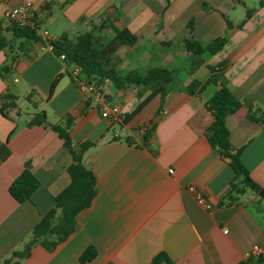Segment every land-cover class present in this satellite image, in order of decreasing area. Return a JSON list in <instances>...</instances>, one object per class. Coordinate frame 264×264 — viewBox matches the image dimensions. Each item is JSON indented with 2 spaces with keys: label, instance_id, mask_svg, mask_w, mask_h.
Here are the masks:
<instances>
[{
  "label": "crops",
  "instance_id": "0c3cea01",
  "mask_svg": "<svg viewBox=\"0 0 264 264\" xmlns=\"http://www.w3.org/2000/svg\"><path fill=\"white\" fill-rule=\"evenodd\" d=\"M23 3L32 5L40 30L55 39L66 35L74 40L94 29L96 44L105 46L128 29L137 42L117 51L119 74L144 75L148 69L161 68L171 71L173 80L164 97L154 96L138 110L151 94L149 88L131 85L119 90L104 80L98 85L101 99H83L72 77L76 66L45 49L44 42L33 43L18 56L10 83L0 76V148L8 152L4 159L0 156V264L21 249L70 182L67 168L72 157L63 140L49 128L27 126L38 111H45L52 124L69 116L76 147L84 141L93 143L84 163L94 173L97 194L77 215L73 234L52 251L33 247L20 264H81L88 248L96 255L83 264H150L160 252L173 264H237L249 258L253 246L264 245V199L249 191L236 201L227 198L234 172L205 137L213 122L206 102L218 90L217 84L207 83L209 67L223 66L220 76L241 103L225 120L231 145L240 150L252 180L264 186V126L249 118V107L264 111V4L9 0L8 6ZM5 8L0 5L1 23H7ZM220 37L226 41L215 54L196 56L184 47V40L191 38L206 46ZM6 60L0 50V68ZM57 75L62 78L46 101ZM78 78L87 81L82 73ZM7 90L32 106L28 118L17 117L18 105L8 116L2 114L1 97ZM114 107L117 120L102 117L104 108ZM27 164L40 185L28 201L19 203L9 187ZM191 185L210 201L211 210L197 204L188 191Z\"/></svg>",
  "mask_w": 264,
  "mask_h": 264
},
{
  "label": "trees",
  "instance_id": "16d2710c",
  "mask_svg": "<svg viewBox=\"0 0 264 264\" xmlns=\"http://www.w3.org/2000/svg\"><path fill=\"white\" fill-rule=\"evenodd\" d=\"M260 4L263 5L264 0H260ZM249 14L250 12L247 11V16ZM33 23V26L19 27L11 23L0 22V50H3L7 57L5 64L0 68V76L7 84L10 83L11 73L18 56L27 53L33 43L43 42L39 35L40 24L36 17H34ZM97 29L101 28L97 27ZM189 29L190 31L193 30L192 21L189 23ZM94 32V29L85 32L78 35L74 40L69 39L66 35L60 36L52 42L53 53L57 56L63 54L67 64H74L78 67L80 73L86 76L87 81L96 86L104 80H109L119 90L131 85L149 88L151 94L139 106L138 110L154 96L164 97L166 95L173 80L172 72L167 69H148L144 75L138 71H130L121 75L117 71L115 55L122 46H133L137 42V37L134 34L128 29H123L107 45L99 46L96 44ZM6 33L10 34V38L6 37ZM225 41V38L220 37L203 46L199 41L191 38L184 40V47L187 52L196 56H201L205 52L215 54L223 48ZM209 69L211 75L207 83L217 84L218 90L206 102V109L213 116V122L206 130L205 137L211 148L220 157L228 161L234 172L227 198L236 201L238 196L250 190L259 198L264 199V186L258 185L250 177L248 170L240 160V150L234 149L231 145L229 131L225 124L226 118L241 108V103L227 88L220 76L223 66L209 67ZM61 78L62 75H57L51 83L46 101L52 98ZM195 86L196 83H193L188 88L190 93H193ZM1 98L3 100L2 114L8 116L11 111L17 108L18 97L11 90H7ZM259 113L261 116L257 117ZM249 118L264 126V111L262 109L257 108L253 111L252 107H249ZM33 125L49 128L63 140L65 148L72 157V163L67 168L70 182L54 198L53 207L34 226L29 238L23 242L21 249L14 251L2 264H20L29 256L35 246H41L48 251L54 250L75 232L77 215L92 204L97 194L94 173L84 163L85 154L93 146V143L84 141L78 147L73 144L70 137L72 127L70 117L67 116L62 122L52 124L48 122L45 111H38L33 113L27 122V126ZM146 135L145 133L143 138L145 141ZM7 155V150L4 147L0 148L1 158L4 159ZM39 185L27 164L22 173L11 183L9 193L17 202L23 203L30 199ZM95 255V250L88 248L81 255L80 263L90 261ZM150 264H173V262L167 254L160 252L151 259ZM237 264H264V255L249 257Z\"/></svg>",
  "mask_w": 264,
  "mask_h": 264
},
{
  "label": "built area",
  "instance_id": "2783aa9c",
  "mask_svg": "<svg viewBox=\"0 0 264 264\" xmlns=\"http://www.w3.org/2000/svg\"><path fill=\"white\" fill-rule=\"evenodd\" d=\"M8 3L9 0H0V5H6L3 13V19L5 22L17 25L19 27L33 26V19L35 16L32 5L30 3H23L13 7L8 6ZM39 34L44 42L45 49L53 52L54 47L52 45V42L56 39L52 37L47 31H40ZM59 59L65 61V56L63 54L59 55ZM79 73L80 69L78 67H75L72 71V77L79 85V88L83 95V99H88L91 96L96 99H101L103 97L101 89L93 83H90L88 81H81L78 78ZM14 82H17V80L15 79ZM101 115L104 118L117 120L118 109L116 107L112 109L104 108L101 112ZM169 173H173V171L170 170ZM188 191L194 194L195 200L199 206L203 207L207 211L212 209V204L210 203V201L201 192L197 191L194 185L189 186ZM226 232L227 231H225V233ZM260 255H264V245L253 246L249 253V257H258Z\"/></svg>",
  "mask_w": 264,
  "mask_h": 264
},
{
  "label": "rangeland",
  "instance_id": "374dc122",
  "mask_svg": "<svg viewBox=\"0 0 264 264\" xmlns=\"http://www.w3.org/2000/svg\"><path fill=\"white\" fill-rule=\"evenodd\" d=\"M39 31H44L43 28H41V30ZM15 76L14 71L11 73V78H13ZM18 107L21 109V114L17 115V117H20L21 119H25L28 118V116H30V114H28L29 111H32L33 108L32 106H30L28 104V102L26 101V99H24L23 97H20V99L17 102ZM249 192H251L249 190ZM264 202V200H262Z\"/></svg>",
  "mask_w": 264,
  "mask_h": 264
}]
</instances>
